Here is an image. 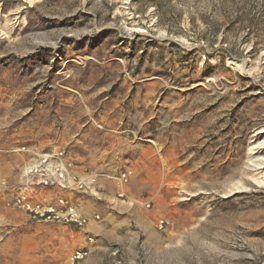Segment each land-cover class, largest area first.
Here are the masks:
<instances>
[{"label": "rangeland", "instance_id": "obj_1", "mask_svg": "<svg viewBox=\"0 0 264 264\" xmlns=\"http://www.w3.org/2000/svg\"><path fill=\"white\" fill-rule=\"evenodd\" d=\"M262 142L264 0H0V264H264ZM34 148L139 198L35 221L10 205Z\"/></svg>", "mask_w": 264, "mask_h": 264}, {"label": "built area", "instance_id": "obj_2", "mask_svg": "<svg viewBox=\"0 0 264 264\" xmlns=\"http://www.w3.org/2000/svg\"><path fill=\"white\" fill-rule=\"evenodd\" d=\"M32 156L23 168L22 181L17 188L10 205L25 212L35 221L57 222L75 226L80 229L87 227L93 220L99 221L100 216L89 217L67 195L86 193L97 196V184L101 174L82 176L77 172V164L65 150H39L34 148ZM132 171H124L115 179L118 182V197L127 198L126 188L129 185ZM49 193H54L55 202L49 199ZM149 208L151 202L143 201ZM89 244L94 243L90 236ZM87 244L72 255L73 262H79L91 253Z\"/></svg>", "mask_w": 264, "mask_h": 264}, {"label": "crops", "instance_id": "obj_3", "mask_svg": "<svg viewBox=\"0 0 264 264\" xmlns=\"http://www.w3.org/2000/svg\"><path fill=\"white\" fill-rule=\"evenodd\" d=\"M76 169H77V172L80 175H82V176H91V175L97 174L96 172H93V171L88 172L87 171V169H88L87 167L83 168V166H79V165H77V168ZM103 180H106V179H103V178L99 179L98 180V184H97V189L99 190V194L98 195H100V198L108 199L110 197L111 198L113 197V198H116L117 199L118 193H119V189L118 190H115L114 193L111 195L110 191L107 190L106 187H102L101 186ZM126 192H127V197L130 198V199H138L139 198L138 196L137 197L136 196H132L134 194V191L132 189V186H131V188L128 186L126 188ZM67 197L71 201H73L81 210H83V212H85L89 217L93 218L95 215H99L97 213V209L95 208V205L98 204V203H96L97 200H98V198H95L94 196H92L90 194H86V193L69 194V195H67ZM49 199L52 200V202H55V195H54V193H49ZM95 222L96 221L93 220L87 227H89L90 225H92V223H95ZM79 230H83V229H79ZM87 244H89V243L86 242L85 245H87ZM89 245H90V248H91L92 247L91 246L92 244H89Z\"/></svg>", "mask_w": 264, "mask_h": 264}, {"label": "bare ground", "instance_id": "obj_4", "mask_svg": "<svg viewBox=\"0 0 264 264\" xmlns=\"http://www.w3.org/2000/svg\"><path fill=\"white\" fill-rule=\"evenodd\" d=\"M263 132V131H261ZM257 145L263 146L264 142L259 143V144H255L253 147L250 148V156L248 158V162H247V168L250 170H255V171H259V170H264V156L261 155H257L256 153L258 152L257 149L259 148ZM246 171V170H245ZM262 174V175H260ZM250 180L254 181L255 183H258L260 185H264V173H256L255 175H251ZM248 179V178H247ZM241 185V186H239ZM245 185V184H244ZM242 187V184L240 183H235L234 186L229 189V191L227 192L228 194H235L236 192H238V190H240Z\"/></svg>", "mask_w": 264, "mask_h": 264}]
</instances>
